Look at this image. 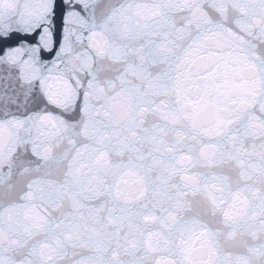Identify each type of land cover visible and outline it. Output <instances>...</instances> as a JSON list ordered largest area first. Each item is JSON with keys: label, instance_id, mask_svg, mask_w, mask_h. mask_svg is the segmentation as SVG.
I'll use <instances>...</instances> for the list:
<instances>
[{"label": "water", "instance_id": "obj_1", "mask_svg": "<svg viewBox=\"0 0 264 264\" xmlns=\"http://www.w3.org/2000/svg\"><path fill=\"white\" fill-rule=\"evenodd\" d=\"M96 24L84 112L64 77L62 126L0 125V264H264V0H99Z\"/></svg>", "mask_w": 264, "mask_h": 264}, {"label": "snow or ice", "instance_id": "obj_2", "mask_svg": "<svg viewBox=\"0 0 264 264\" xmlns=\"http://www.w3.org/2000/svg\"><path fill=\"white\" fill-rule=\"evenodd\" d=\"M14 5L9 11L7 4ZM99 0H0V125L14 132L29 124L40 129L45 123L62 119L50 111L69 107L54 99L53 85L67 77L76 88L75 102L83 113L88 103L84 94L95 89L79 85L72 79L76 71L72 61L80 55L76 45L82 44L96 29ZM13 70H15L13 72ZM92 78V73H88ZM19 80L26 87L15 90ZM35 106V110H33ZM74 107V104L72 105ZM19 139V138H17ZM38 150L34 152L37 154Z\"/></svg>", "mask_w": 264, "mask_h": 264}]
</instances>
